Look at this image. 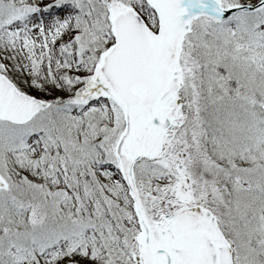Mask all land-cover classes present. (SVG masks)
I'll use <instances>...</instances> for the list:
<instances>
[{
  "label": "snow or ice",
  "instance_id": "1",
  "mask_svg": "<svg viewBox=\"0 0 264 264\" xmlns=\"http://www.w3.org/2000/svg\"><path fill=\"white\" fill-rule=\"evenodd\" d=\"M0 264H264V0H0Z\"/></svg>",
  "mask_w": 264,
  "mask_h": 264
}]
</instances>
